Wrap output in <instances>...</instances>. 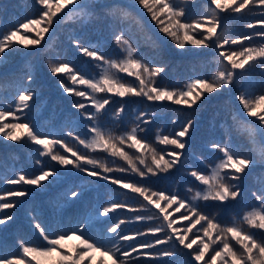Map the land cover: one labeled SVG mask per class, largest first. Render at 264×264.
I'll return each mask as SVG.
<instances>
[{"label":"trees","instance_id":"trees-1","mask_svg":"<svg viewBox=\"0 0 264 264\" xmlns=\"http://www.w3.org/2000/svg\"><path fill=\"white\" fill-rule=\"evenodd\" d=\"M132 1L135 3V0ZM175 2L185 9V15L181 17L183 23L191 24L201 20L206 15H210L208 11L210 0H175ZM93 3L94 15L88 23H81L75 18H66L62 22L52 25L49 32L45 33L44 40L41 41L40 45H32L28 48H24L22 45H14L13 48L7 50V59L0 65V111L15 109L19 92L29 86L26 73L30 67L34 76L31 87L36 89L39 95L33 97L29 101V105H34L31 115L41 136L63 139L74 150L85 153L99 161H107L113 168H128V164L123 159L112 158L100 150L85 149L72 136L67 135L68 132H73L74 135L85 138L88 125L91 122L84 119L80 115V111L73 108V104L76 102L88 104L89 102L76 97L74 94L65 93L60 87V81H63L68 87H75L78 90L86 89L82 85H72L65 74L53 75L50 71V63L67 62L76 71L83 70L88 74H94L98 71L95 66L97 62L84 56L73 45L72 39L81 37L85 43L100 41L103 45L101 51L104 55L112 59L119 58L120 52L115 44V33L121 31V24L114 22L113 18L106 13L108 9H113L118 16L120 10H127L132 17L139 21V26L130 22L133 35L140 41V51L144 53L143 57L138 58L143 59L146 63L151 58L154 59L152 66H164V71L156 77L155 82L156 85L169 90L184 89L193 79H211L220 70L217 63L218 52L239 51L241 45L212 49L204 46L195 47L186 43L185 48L180 49L175 40L159 31L160 26L156 24V21L151 20V15L147 13V10H142L143 14L141 15V12L125 0H93ZM41 8L42 6L36 5L34 0H0V34L13 30L19 23H23L27 19L39 18ZM260 10L259 6H250V10L245 9L240 14L229 11L221 12L222 27L227 33V38L235 39L242 35H251L253 30L246 28L245 25L258 19H264V16L260 15ZM148 21H151L153 25H150ZM164 23L167 24L168 21L165 19ZM40 27L43 25L36 26V31H39ZM22 34L30 38H37L35 32L26 34L22 32ZM195 38L200 37L196 35ZM179 39H184L183 34L179 35ZM152 42H155V47L152 46ZM261 43L264 41L256 37L244 41L243 46H259ZM119 75L125 82H134V77H129L125 73ZM252 79L255 83L251 86L250 91L256 95L264 93V83H262L264 82V70L254 68ZM241 90L239 85H235L212 94L205 93L204 97L192 107L177 105L171 101L152 102L144 97L132 95L123 98L111 96L110 103L105 106V110L98 117L99 123L104 128L111 129L119 135L131 129L139 112H147L148 116L145 119H150V123L141 125L146 131L139 135L147 144L155 148L157 153L166 154L171 151H181L175 149L173 145L159 143L156 139L157 134L171 137L180 131L189 120H193L194 124L189 135L184 138L187 144L183 150L180 163L167 172H158L155 176L149 174L146 178H141L129 169L123 173L114 171L109 175L121 178L125 182L144 184L153 191H164L166 195L175 192L181 197L190 198L198 187H204L194 177H191L190 172L194 169L206 175L210 174L211 166H214L222 157V153L211 148V143H223L229 138L221 127V124L226 123L232 130V143L237 146L242 155H251V158L255 160V166H250L244 174H241V193L235 200L224 203L199 201V205L201 212L215 216L221 224H231L234 217L237 221H241L247 211L259 207V202L256 201L253 193L259 194L261 189H264V152H262L264 149V131L260 130L261 126L257 120H249L244 114L246 112L243 111L238 100ZM98 95L100 98L105 96V94ZM122 104L124 111L116 118L115 114L120 110ZM261 108H264V103L261 104ZM257 111H260V108H257ZM233 115L237 117L235 121ZM13 122L24 121H14L12 117H7L3 121V123ZM248 129L254 130L251 135ZM39 149L40 146L27 141L26 138L21 141H10L0 136V196L5 197L0 202H19L14 208L0 210V215L7 214L12 217L5 225H0V255L9 258L21 255L22 243L43 246L45 242L39 237L38 231L34 227L37 222L42 227L52 230L67 229L74 225L79 215L96 207L102 210L112 201L127 202L131 207L137 209L140 208L141 203H147L138 194L132 193L128 189H122L119 185L87 177L71 165L64 168L57 162L51 161L50 156L41 157L39 156ZM124 150L133 156L140 155L139 152L128 148L127 145H124ZM53 151L74 159L60 145H55ZM145 155L148 156L150 162V155L147 151H145ZM165 158L170 159L167 155ZM37 160L42 161L44 170H47L48 167L57 169L61 175V181L56 184L43 182L47 185L43 190L32 185L6 183L7 179L14 178L20 173H23L27 178L38 175L42 170V165L37 164ZM136 164L143 170V165H140L138 161ZM81 184H88L91 190L85 192L80 201L60 207V205H64L63 193L69 189L78 191ZM189 188H192L193 192H189ZM24 190L30 192L31 195L25 197L6 196L9 191ZM161 203L164 206V202ZM149 207L151 208V206ZM176 207L178 205H173L167 211L171 213L170 219L177 222L174 227L181 229L182 232L185 227L189 226V221L180 219L182 214L187 213L185 209L176 212ZM158 211V209L151 208V212ZM29 212H32L36 219H33ZM151 212L117 209L105 219L108 220L107 227H112L120 220H124L125 223L121 225L123 234L134 235L137 232H145L148 228L161 223L160 219L155 218L150 221L129 222L136 215L148 216ZM240 226L245 231L255 232L258 240H264V230L250 229L243 222L240 223ZM199 227L197 225L192 233H188L189 241L196 238L194 234ZM119 231L120 229H118ZM95 233L96 230L93 229L90 234L95 235ZM54 234L58 233L54 231ZM199 235L202 237L203 234L199 233ZM156 236L162 240L167 238L165 232L157 233ZM146 239L151 242L153 235L149 233L146 237H137V246ZM72 242L74 243V241ZM122 243L126 245L132 242ZM231 244L235 249H240L235 241H231ZM73 245L68 244L69 248ZM195 247L196 245H194ZM63 251H67V249ZM164 251H173L175 255L168 257L157 255ZM143 252H150L153 255H140ZM190 252L191 250L183 249L178 243L176 247H173V242L169 241L152 249H139L137 253L132 255L137 257L141 264H186L190 258L188 256ZM97 254L98 260L95 264H99L101 259L99 253ZM212 254L210 247L205 259L208 260ZM103 259L107 260V257ZM84 264H89V261L86 260ZM107 264H111V261L107 260ZM199 264H203V262H199Z\"/></svg>","mask_w":264,"mask_h":264},{"label":"snow or ice","instance_id":"snow-or-ice-1","mask_svg":"<svg viewBox=\"0 0 264 264\" xmlns=\"http://www.w3.org/2000/svg\"><path fill=\"white\" fill-rule=\"evenodd\" d=\"M37 3L42 6L39 18L27 19L25 22L19 23L13 30L0 34V65L7 59V50L13 48L14 45H22L24 48L40 45L41 41L44 40L45 33L49 32L54 23H59L66 18H75L86 24L94 15L93 0H63V3L60 0H37ZM213 5L214 7H212ZM250 6H259L260 15L264 16V0H210L208 6L210 15L189 24L181 21V17L185 15V9L180 7L175 0H135L136 10L140 11L141 15L143 14L142 10H147V13L151 15V20L156 21V24L160 26L159 31L175 40L180 49H184L186 43L195 47L204 46L212 49L241 45L239 51H219L217 63L220 70L211 79L197 78L189 81L184 89L169 90L156 85V77L164 71V66H152L154 59L151 58L147 63L138 58L143 57L144 53L140 51V41L133 35L130 22L139 26V21L132 17L130 12L123 9L120 10L118 16L113 9H108L106 13L113 18L114 22L121 24V31L115 33V44L120 52L119 58L112 59L104 55L101 51L103 45L100 41L85 43L81 37H77L72 39L73 45L84 56L97 62L95 66L98 71L96 73L88 74L83 70L76 71L67 62L50 63V71L53 75L65 74L72 85H82L86 89L78 90L75 87H68L63 81H60V87L65 93L74 94L76 97L89 102L88 104L83 102L73 104V108L79 110L80 115L91 122L88 125L85 138L74 135L73 132H68L67 135L72 136L85 149L100 150L112 158L123 159L128 164V168H113L107 161H99L85 153L74 150L63 139L41 136L31 115L34 105H29V101L39 95L36 89L31 87L34 76L29 67L26 73L29 86L19 92L15 109L0 111V136L10 141H21L26 138L27 141L40 146L39 156H50L51 161L57 162L64 168L71 165L87 177L119 185L122 189H128L132 193L138 194L147 203H141L140 208L137 209L131 207L127 202L112 201L102 210L96 207L79 215L74 225L67 229L52 230L42 227L37 222L34 227L38 231L39 237L45 242L44 245L32 246L22 243L21 255L11 258L0 255V264H43V261L51 258L53 253L59 257L58 264H84L86 260L90 264L92 253H99L101 257L99 264H107V260L103 259L104 257H107L111 264H141L140 260L132 255L133 253H137L139 249H152L169 241L173 242V247H176L178 243L183 249L191 250L188 253L190 258L186 264H199V262H203V264H264V240H258L255 232L245 231L240 226V223L243 222L250 229L264 230V189H261L259 194L253 193L256 201L259 202V207L247 211L241 221H237L234 217L231 224H221L215 216H209L200 211L199 201L224 203L235 200L241 193V174H244L250 166H255V160L251 158V155H242L237 146L232 143L230 126L226 123L221 124L225 135L229 137L227 140L223 143H211V148L222 153V157L214 166H211L210 174L206 175L194 169L190 172L191 177H194L204 187H198L190 198H184L175 192L166 195L164 191H153L144 184L125 182L121 178L109 175V173L114 171L123 173L130 169L141 178H146L149 174L155 176L158 172H167L180 163L183 150L187 144L184 138L189 135L194 124L193 120H189L174 136L157 134L156 139L159 143L173 145L175 149L181 150L166 154L157 153L156 149L147 144L139 135L146 131L141 125L150 123V119H145L148 116L147 112H139L131 129L119 135L111 129L104 128L98 120L113 95L121 98L132 95L144 97L152 102L171 101L177 105L192 107L204 97L205 93L212 94L229 86L239 85L242 89L238 96L239 104L242 105V109L248 117H254L259 122L260 130L264 131V108H261V104L264 103V93L256 95L250 91L251 86L255 83L252 79L253 69L264 70V43L259 46H243L244 41L256 37L264 41V19H258L245 25L246 28L253 30L251 35H242L234 39L227 38L220 16V13L224 11L240 14L245 9L250 10ZM58 13H63V15L57 18ZM165 19L168 21L167 24L164 23ZM41 25L43 27L36 31V26ZM22 32L25 34L35 32L37 38H30L23 35ZM180 34H183V40L179 39ZM196 35L200 38H195ZM161 43H163L162 40ZM152 46H156L155 42H152ZM120 73L134 77V82H125L119 75ZM98 94H105V96L100 98ZM257 108H260V111H257ZM123 111L124 105L122 104L115 117L118 118ZM7 117H12L14 121L24 122L3 123ZM236 119V115H233V120ZM253 131V129H248L250 135ZM55 145H60L74 159L54 152L53 147ZM124 145L135 149L140 155H130L124 150ZM145 151L150 155V162ZM165 155L170 159H166ZM136 161L144 166L143 170L137 166ZM37 164L42 165V161L37 160ZM46 181L49 184L59 183L61 175L58 170L53 167L44 170L42 165L40 173L33 178H27L23 173H20L14 178L7 179L6 183L32 185L43 190L47 187L43 183ZM90 190L88 184L79 185L78 191L69 189L63 193L64 205H60V207L80 201L85 192ZM188 191L193 192V189L189 188ZM28 195L31 193L27 190L6 193L7 197H25ZM4 199V196H0V201ZM161 202H164V206ZM18 203V201L0 202V210L14 208ZM173 205H178L175 209L176 212L185 209L187 213L180 217L181 220L189 221V226L185 227L182 232L181 229L174 227L177 222L170 219L171 213L167 211ZM149 206L159 211L151 212ZM117 209L151 212L148 216L136 215L129 222L150 221L155 218L160 219L161 223L148 228L145 232H137L134 235L123 234L121 225L125 223L124 220H120L112 227H107L108 220L105 219ZM29 215L36 219L32 212H29ZM11 219L12 217L7 214L0 215V225H5ZM197 225L200 227L194 234L196 238L189 241L188 233H192ZM93 229L96 230L95 235L90 234ZM118 229H120L119 232ZM54 231L58 234H54ZM160 232L166 233L167 238L165 240L156 236ZM149 233L153 235V240L149 242L146 239L137 246L136 238L146 237ZM199 233L203 234L202 237ZM73 237L79 243L69 248L68 242L72 241ZM231 241H235L240 249H235ZM122 242L132 243L125 245ZM194 245H196L195 248ZM210 247L213 254L206 260L205 256ZM65 249L67 251H63ZM140 255L151 256L153 254L143 252ZM157 255L168 257L174 256L175 252L164 251Z\"/></svg>","mask_w":264,"mask_h":264},{"label":"rangeland","instance_id":"rangeland-1","mask_svg":"<svg viewBox=\"0 0 264 264\" xmlns=\"http://www.w3.org/2000/svg\"><path fill=\"white\" fill-rule=\"evenodd\" d=\"M127 3H129L131 6H133V7H135V3H133V1L132 0H125ZM34 2H35V4L36 5H38L37 4V2H36V0H34ZM60 2L61 3H63V0H60ZM100 4H102V3H100ZM99 4V5H100ZM136 8V7H135ZM39 11V10H38ZM140 12V11H139ZM39 13H40V11H39ZM63 15V13H58V16H57V18H59L60 16H62ZM60 22H62V21H60ZM59 22V23H60ZM148 23L150 24V25H153V23L151 22V21H148ZM55 24H58V23H54V25ZM181 51L179 50V53H180ZM257 110V109H256ZM246 116H247V114L246 113H244ZM248 117V116H247ZM248 119L250 120V119H254V120H256L254 117H248ZM261 128V127H260ZM72 241H74V243H76V244H78L79 242L78 241H76L75 240V237H73V240ZM72 241H69L68 242V244H74ZM59 257L57 256V254L56 253H53L52 254V257L51 258H49V259H46V260H44L43 261V264H58V262H59V260H57ZM104 258H106V257H104ZM98 260V254L97 253H92V260H91V264H95L96 263V261ZM108 260V259H107ZM109 261V260H108Z\"/></svg>","mask_w":264,"mask_h":264}]
</instances>
